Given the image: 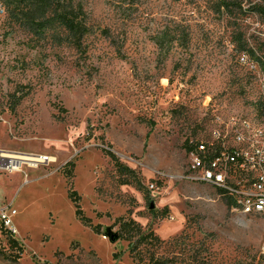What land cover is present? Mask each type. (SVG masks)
Returning <instances> with one entry per match:
<instances>
[{
    "label": "rangeland",
    "instance_id": "374dc122",
    "mask_svg": "<svg viewBox=\"0 0 264 264\" xmlns=\"http://www.w3.org/2000/svg\"><path fill=\"white\" fill-rule=\"evenodd\" d=\"M257 3L72 0L87 28L74 44L56 22L21 27L0 0V149L47 159L0 171L21 247L0 264H264V218L232 211L187 171V146L217 122L264 132ZM122 220L141 234L121 238Z\"/></svg>",
    "mask_w": 264,
    "mask_h": 264
},
{
    "label": "built area",
    "instance_id": "2783aa9c",
    "mask_svg": "<svg viewBox=\"0 0 264 264\" xmlns=\"http://www.w3.org/2000/svg\"><path fill=\"white\" fill-rule=\"evenodd\" d=\"M264 101V97H263ZM261 124V123H260ZM188 179L210 188H230L228 199L235 198L231 210L244 216L264 218V138L243 128L238 120L217 122L208 138L187 153ZM28 164L19 162L14 153L0 149V171L11 173ZM18 210L11 205L0 207V250L11 251L9 241L18 243L14 218Z\"/></svg>",
    "mask_w": 264,
    "mask_h": 264
},
{
    "label": "trees",
    "instance_id": "16d2710c",
    "mask_svg": "<svg viewBox=\"0 0 264 264\" xmlns=\"http://www.w3.org/2000/svg\"><path fill=\"white\" fill-rule=\"evenodd\" d=\"M10 7L7 9L9 11V16L12 18L13 22L19 24L21 27H32L33 29L45 28L48 27L50 24L56 22L59 26H61L67 36H69V41L74 42V44L79 43V41L84 37L85 33L87 32L86 25L82 20L81 11L80 9L74 8L72 5V0H7ZM178 1V0H176ZM263 4L254 5L252 10L260 14V16L264 17V0ZM230 4L228 2H222L218 4V11L223 9L226 11L229 9ZM191 145L187 146V150L191 149ZM103 153L109 157L115 163L117 170L119 173H123L122 175H131V179H134L133 172L122 164L119 163L116 156L110 151L109 148L103 149ZM127 176H125L126 178ZM123 184H128L129 181L124 179ZM220 196L228 195L226 192L222 190H217ZM70 198L72 203L74 204L75 214L76 216L84 223L88 221L82 217L81 210L78 207L77 200L78 197L76 193L71 192ZM227 204V203H226ZM232 199H228V208H232L233 206ZM120 228L123 229V233H127V235H122L121 238L125 237V239L131 241L133 240L132 237L141 234L140 227L135 222L132 221H120ZM120 229V230H121ZM144 238H149L151 240H158L156 236H153L152 233L142 234ZM11 242L10 248L11 251L14 249H20L21 247L15 241ZM137 247L133 245V243L129 244V252L135 257H139L137 253ZM1 251V250H0ZM137 255V256H136ZM138 260H141L138 258ZM149 264H167L165 260L159 259H151ZM252 264V263H249ZM255 264H260L259 262Z\"/></svg>",
    "mask_w": 264,
    "mask_h": 264
},
{
    "label": "bare ground",
    "instance_id": "6f19581e",
    "mask_svg": "<svg viewBox=\"0 0 264 264\" xmlns=\"http://www.w3.org/2000/svg\"><path fill=\"white\" fill-rule=\"evenodd\" d=\"M261 115V114H260ZM264 117V116H263ZM245 127H248V128H250V126H248V124H245V125H243V128H245ZM251 132H253L252 130H251ZM253 133H255V134H257V135H262L263 136V138H264V132L263 131H257V132H253ZM14 153V155H15V157H16V159L19 161V162H21V163H25V164H28V166H30V167H33V168H37L39 165H42L43 163H45V161L47 160L46 158H41L40 157V159H38V160H36V159H30V160H22V159H20V157L18 156V154L17 153H15V152H13ZM21 170V168H19V171ZM215 189H217V190H222V191H224V192H226L228 195H230V188H227V187H224V186H216L215 187ZM232 201H233V206L232 207H236V203H235V198H232Z\"/></svg>",
    "mask_w": 264,
    "mask_h": 264
},
{
    "label": "water",
    "instance_id": "95a60500",
    "mask_svg": "<svg viewBox=\"0 0 264 264\" xmlns=\"http://www.w3.org/2000/svg\"><path fill=\"white\" fill-rule=\"evenodd\" d=\"M110 239H111V241H112V242H114V241H116V240H117V239H116V237H115V235H113V234H112V235H110Z\"/></svg>",
    "mask_w": 264,
    "mask_h": 264
}]
</instances>
